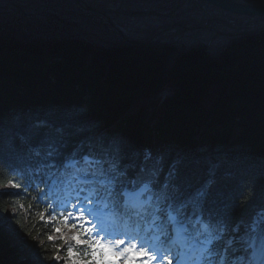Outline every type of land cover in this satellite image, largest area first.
<instances>
[{
    "label": "trees",
    "instance_id": "trees-1",
    "mask_svg": "<svg viewBox=\"0 0 264 264\" xmlns=\"http://www.w3.org/2000/svg\"><path fill=\"white\" fill-rule=\"evenodd\" d=\"M7 1L47 8L26 18L0 4V184L37 145L51 143L61 155L107 152L128 174L138 172L149 149L162 177L176 165L184 194L210 182V205L230 225L264 211V31L214 56L204 48L108 47L95 39L122 38L107 35L108 24L75 0ZM7 193L19 192H0V262L50 264L54 226L21 193Z\"/></svg>",
    "mask_w": 264,
    "mask_h": 264
},
{
    "label": "snow or ice",
    "instance_id": "snow-or-ice-1",
    "mask_svg": "<svg viewBox=\"0 0 264 264\" xmlns=\"http://www.w3.org/2000/svg\"><path fill=\"white\" fill-rule=\"evenodd\" d=\"M43 143L45 142L42 141L41 144ZM36 155L40 156L41 151L37 150ZM43 156L45 161L50 162L45 163L49 174L47 180H41L42 183L56 185L70 179L84 185L87 191L85 188L80 191L85 192L88 205L94 202L95 197L97 201L103 199L112 203L118 210L134 213L145 220L150 228L160 230L171 245L161 251L146 241H138L136 237L130 240L120 237L109 239V235L99 234L103 229H96L95 226L83 229L81 225V231L70 240L81 246L83 258H73L80 256V253L74 252L68 238H64L71 264H117L112 259L114 257L125 261H136L139 258V264H156L157 261L160 264H264V211L254 216L250 223L241 222L235 226L223 219L218 220L211 214L205 219L203 203L206 187L198 189L187 199H181L184 192L181 177L175 168L169 171L161 185L158 180L160 161H152L150 153L145 154L144 164L139 167L133 179L128 178L127 168H122L111 154L106 158L97 157L89 151L84 154L74 152L70 156L61 157L58 149L49 143ZM13 187L21 188V184H13ZM23 187L27 190L28 185ZM146 194L147 199H144ZM47 195V192L41 190L37 200ZM189 206L194 209L192 216L186 215L184 211ZM55 207L49 203L45 211L51 209L54 212ZM84 210L81 205V217ZM38 215L40 219L44 218L43 212ZM60 216L63 218L62 226H54L52 229L57 233L62 232V227L69 226L68 220L73 218L71 212L67 215L61 212ZM169 225L172 226V232L167 230ZM70 227L76 228L77 225L73 223ZM82 236H86V239H81ZM47 239L51 241L54 237L48 235ZM59 251L58 247L57 255L53 259H61Z\"/></svg>",
    "mask_w": 264,
    "mask_h": 264
},
{
    "label": "water",
    "instance_id": "water-1",
    "mask_svg": "<svg viewBox=\"0 0 264 264\" xmlns=\"http://www.w3.org/2000/svg\"><path fill=\"white\" fill-rule=\"evenodd\" d=\"M90 1L91 0H75L81 9L106 22L109 26L107 34L120 36L123 39V45H169L183 46L187 49L203 47L208 53L215 54L216 52H214L213 49L217 42H222V46H227L236 39L256 35L264 31V0H174L177 5L165 10H159V5L156 4L155 1L145 2L142 0H139L141 2L140 6L144 7L145 10H135L133 7L137 6V4H129V0H124L121 2V10L125 7L126 12L121 11L120 8H118V10L111 8L110 11L107 9L108 6L104 8L98 7ZM185 2L193 3L194 8L197 9L198 13H194L195 16L193 18H188L187 15H174V12ZM0 4L7 8L19 10L26 18L47 8V6H42L36 10L23 9L19 5L7 0H3ZM152 7H154V10H150ZM51 9L63 11L72 19L84 22L83 19L61 6L51 7ZM122 15L127 16L125 18L131 19H142L143 16L146 18L147 16L156 17L158 19L163 18L164 23L154 28V34L150 37L145 39H134L127 36L129 34L125 31L123 32L122 29L118 27L116 23L117 20L114 16H120L121 21ZM146 18L140 20L141 22L137 21L136 24L138 25V22H140L139 25L147 24ZM177 19L183 21H175ZM84 23L88 24V21ZM167 30L180 31L184 33L185 37L177 40L176 36L175 38L172 37V40L168 39V41H163L160 38L162 34L168 33ZM195 32H204L207 33L208 36L204 35L202 39L192 37V39L196 40V44H185L182 42V40L186 38H191V35ZM171 36L173 35L171 34ZM205 39L206 41H204ZM99 42L110 47V44L106 41Z\"/></svg>",
    "mask_w": 264,
    "mask_h": 264
},
{
    "label": "bare ground",
    "instance_id": "bare-ground-1",
    "mask_svg": "<svg viewBox=\"0 0 264 264\" xmlns=\"http://www.w3.org/2000/svg\"><path fill=\"white\" fill-rule=\"evenodd\" d=\"M123 1L124 0H91L90 2L93 3L94 5H96L98 7H102V8L108 6L107 9H109L111 11V8L112 9H117V10H118V8H120V10H121V2H123ZM140 3L141 2L138 0V2L135 3V4H137V6L133 7V9L137 10L138 7L140 6ZM150 10H154V8L152 7V8H150ZM174 10H176V9H174ZM121 11L126 12L125 7ZM196 12H197V9L194 8L193 3L185 2L184 4H181V6L174 12L175 13L174 15H187L190 18V17H194L195 16L194 13H196ZM125 17H127V16L122 15L121 18H125ZM114 18H116V20H117L116 23H117L118 27L121 28L123 32L124 31L127 32L129 34L127 36L132 37L134 39H145V38L150 37L151 35L154 34L153 29L154 28H157V27H159V26H161L163 24V23H160L157 20L156 17H148V16H147V18L145 16H143L142 19H145V18H146V20L147 19H154V22L151 23V24H149V25H153V28H151L150 26H148V24L137 25V24H133L132 22H129L128 25H124L123 22L120 21V16L119 17L114 16ZM128 19L131 20V21H140V20H142V19H131V18H128ZM85 21L86 20H84V22ZM84 22H81V23L84 24L85 26L92 27V25H91V23L89 21H88V24H85ZM155 22H157V23H155ZM170 30H172V29H170ZM97 31L100 32V33H102V34L105 33L104 31H101V29H97ZM171 34L173 36H171ZM107 35H109V33ZM201 35H203V34H201ZM109 36H114V35H109ZM116 36H118V35H116ZM172 37H174V38L176 37L177 40H178L179 38L185 37V35H184V33L180 32V31L173 30V31H168V33L162 34V36H161L160 39L163 40V41H165V40L168 41V39L169 40H172ZM208 40H209V37H208ZM213 40H215V39H213ZM122 43H123V39H122V42L119 43V44H111V43H109V44H110V46H115V47L125 46V44L123 45ZM127 45H134V44H127ZM136 46H141V45H136ZM147 46H154L155 47L156 45H147ZM167 46H169V45H167ZM216 125L218 127L221 126L220 123H216ZM202 130L203 131H200V135H198L199 137L201 136V133L205 131V129H202ZM216 137H219V133L218 132L216 133ZM195 138H197V137L195 136ZM173 165L174 166H168L167 171H170L173 167L176 170L177 169L176 165L174 163H173ZM213 170L215 171L216 168H213ZM131 174H133L134 177L136 175L135 173H131ZM131 174H129V175H131ZM205 187L206 186H203V188H205ZM212 206L213 207H217V211H221V209H219V207L216 206L214 203L212 204ZM242 221H243V219H242Z\"/></svg>",
    "mask_w": 264,
    "mask_h": 264
},
{
    "label": "rangeland",
    "instance_id": "rangeland-1",
    "mask_svg": "<svg viewBox=\"0 0 264 264\" xmlns=\"http://www.w3.org/2000/svg\"><path fill=\"white\" fill-rule=\"evenodd\" d=\"M136 2H138V0H129V1H128L129 4H134V3H136ZM166 2H167V3H170V0H166ZM156 4H158V5L160 6V8H163V6L165 5L162 1H156ZM164 8H166V7H164ZM167 8H168V7H167ZM138 9H140V8L138 7ZM187 17H188V16H187ZM188 18H189V17H188ZM190 18H193V17H190ZM157 20H158L159 22L162 21V19L159 20L158 18H157ZM121 22H123L124 25H128L129 22H132L133 24H136V23H137V21H130L128 18H122V19H121ZM140 22H141V21H140ZM140 22H138V25H139ZM153 22H154V19H147V24H148V26H150L151 28H153V25H149V24H151V23H153ZM162 22H164V20H163ZM155 23H157V22H155ZM201 34H203V35H201ZM204 35H205V36H208L207 33L195 32V33H193V35H191V38H186V39L182 40V42L185 43V44H196V40L192 39V37H198V38L202 39ZM204 41H206V39H205ZM220 45H221V44H216V45L214 46V50L218 49ZM175 55H176V53L173 52L172 55H171V58H170V60H169V62H168V66H167V69H168V70H167V75H168V73H169V69H171V67L173 66V62H174V57H175ZM61 235H64L65 238H68V242H69V243L71 244V246H72V243H74V241H71L70 238H71L72 236H74L75 234H74L73 232L69 231V230H63ZM62 264H71V262L69 261V262H65V263H62Z\"/></svg>",
    "mask_w": 264,
    "mask_h": 264
}]
</instances>
